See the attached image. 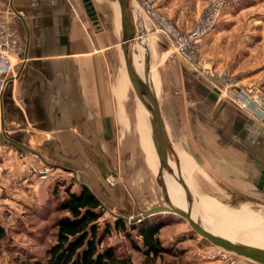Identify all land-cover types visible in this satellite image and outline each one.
<instances>
[{
	"label": "crops",
	"instance_id": "0c3cea01",
	"mask_svg": "<svg viewBox=\"0 0 264 264\" xmlns=\"http://www.w3.org/2000/svg\"><path fill=\"white\" fill-rule=\"evenodd\" d=\"M148 1L132 0L136 67L143 77L146 59L150 83L175 152L179 179L187 183L194 200L199 195L210 203L206 193L216 197L221 193L233 206L238 200L264 206L261 108L241 107L233 99L238 89L224 91L215 80L180 57L171 56V39L157 16L161 13L149 15ZM92 3L98 17L96 24L83 0H12L16 17L11 24L23 39L24 51L16 65L0 68L1 134L8 142L27 147L31 155L32 148L40 161H50L56 169L81 173L85 181L99 182L118 174V180L124 182L132 173L137 174L138 137L132 131L137 119L133 120L131 113L137 112L139 100L121 47L118 0ZM5 5L6 0H0V10ZM168 15L164 13V17ZM207 48L216 69L231 62L227 55L219 54L217 37L205 42L203 50ZM235 72L240 74L239 84H251L248 71L239 68ZM140 105V115L147 124L141 125L138 134L145 142L142 156L148 163L156 161L158 170L151 125ZM18 147V153L26 150ZM22 165L18 158H11L6 167L17 184L29 176ZM184 192V186L176 182V205L179 197L187 203ZM197 201L192 210L207 218L201 211L225 209H207ZM125 202L120 198L118 204L124 208ZM140 206L139 210L156 207L152 200ZM184 209H188V203ZM127 212L136 215L137 205ZM234 264L260 263L236 256Z\"/></svg>",
	"mask_w": 264,
	"mask_h": 264
},
{
	"label": "rangeland",
	"instance_id": "374dc122",
	"mask_svg": "<svg viewBox=\"0 0 264 264\" xmlns=\"http://www.w3.org/2000/svg\"><path fill=\"white\" fill-rule=\"evenodd\" d=\"M221 2L222 6L219 10ZM146 5L155 7V13L156 11L161 13L157 16H160V19L165 18L176 29H178L176 21L180 19L178 23L183 28L182 32H188L199 20H204L213 11L219 10L220 17L216 25L204 37L199 46L198 52L203 66L212 69L214 73H221L218 76L221 78L217 79V85L224 91L231 88L252 87L257 84L264 89V0H150ZM165 12L170 13L167 18L164 17ZM216 37L218 38L219 54L227 55L231 61L220 69H216L213 61L211 64V57L208 56L209 48L203 50L205 42L209 43ZM11 63L17 64L18 61L11 60ZM3 67L9 68L10 66L0 65V68ZM239 68H244L249 72L247 76L252 77L251 84H239L238 75L240 74L235 72ZM137 105V112L132 111L131 113L132 119L134 120L135 117L137 119V127L135 128V121L132 125V131L138 137L137 174H129L130 176L124 182L118 180L120 175H110L116 181L114 185H107V176L101 178L99 182L85 181L79 172L70 171L71 173H69L65 169L59 170L49 165L50 161H40L37 155L32 152V148H29L31 155L27 152V147L14 145L12 142H8L9 139L5 140L0 127V225L6 230L7 236L4 241H0V264H25L22 259L26 257V254L40 257L44 250L54 243L56 233L54 223L58 217L65 215L58 212L56 208L59 201L57 195L54 197L56 187L60 188L59 196L63 198L66 195L67 186H71L72 191L79 192L81 190L79 185H86L101 200L105 209L99 222L103 229L108 222L113 226L118 216L131 218L143 213L146 209L139 210L140 205L145 206L151 200L155 206L166 205L163 197L159 196L153 188L155 176L158 173L155 168V158L153 157L155 162L151 164L144 160V155L142 156L145 142L139 138L138 134L141 132V125L145 124V118L140 115L139 101ZM146 130L147 128H145ZM18 146L24 147L26 150H23V153H18ZM147 156L150 157L149 154ZM151 156L153 155L151 154ZM11 158H18L20 164L26 167L29 174L27 179L20 180L18 184L17 180H14V176H11L10 170L6 168L8 160ZM43 171L47 172L44 174ZM206 195L210 203L202 201L199 195L194 202L201 201L200 203L207 209L225 208L223 211L217 212L218 217L224 221L231 220L238 223L236 219L249 218L251 226L238 223V227L231 228L233 234L241 235L244 241H248V245L257 247L259 242L264 243V225L261 221L263 219L258 217L260 214L264 215L263 205L245 200H235L236 203L233 206L231 202L228 204L224 194L219 193L217 197L209 193ZM120 198L126 199V202L122 204L125 209L118 204ZM135 204L137 205V214H129L127 209ZM245 206L250 208L246 209ZM173 219L176 222L161 231V238L163 237L164 245L173 247L180 252L177 256L165 255L154 262L145 260L140 253L132 249L130 242L114 229L108 237V243L123 245V249L132 255L133 264H206L207 262L224 264L218 260L217 256L210 258L214 252L217 253L216 247L210 246L206 239L200 238L187 221L179 220L178 217H173ZM210 220L213 225V220ZM252 227L256 230L251 229ZM261 246L262 243L259 247L261 248ZM32 261L35 259L33 258ZM230 264H234V261L230 260Z\"/></svg>",
	"mask_w": 264,
	"mask_h": 264
},
{
	"label": "trees",
	"instance_id": "16d2710c",
	"mask_svg": "<svg viewBox=\"0 0 264 264\" xmlns=\"http://www.w3.org/2000/svg\"><path fill=\"white\" fill-rule=\"evenodd\" d=\"M75 192L66 187V195L59 196V187L54 190L58 197L57 211L62 215L54 223L55 241L36 257L26 254L25 264H133V257L119 243H108L112 229L130 242L132 249L145 260L154 262L165 255L177 256L180 252L165 246L161 231L176 222L173 215L156 214L138 222H128L118 216L114 225L99 224L105 213L101 200L84 184ZM6 230L0 225V241L6 239ZM107 242V243H106ZM33 258L35 261H32Z\"/></svg>",
	"mask_w": 264,
	"mask_h": 264
},
{
	"label": "water",
	"instance_id": "95a60500",
	"mask_svg": "<svg viewBox=\"0 0 264 264\" xmlns=\"http://www.w3.org/2000/svg\"><path fill=\"white\" fill-rule=\"evenodd\" d=\"M84 6L91 20L96 24L97 15L92 0H83ZM121 16V26L123 41L121 43L125 65L130 82L137 95L138 100L149 113L151 119V137L159 160L158 173L155 176L154 188L157 193L163 197L166 205L156 206L148 209L136 217L125 218L128 222H138L142 219L156 214H170L178 217L179 220L187 221L191 229L200 237L206 239L210 246L220 247L236 255L248 258L260 264H264V248L236 243L223 236L215 234L204 227L200 219H195L192 215V206L194 197L184 180L179 179L186 191V200L188 209L184 210L175 206L171 200L169 192L165 185V172L173 173L170 150L172 144L162 118L159 101L153 91L150 83L148 67L145 70V77H141L136 69L137 51L136 43V25L133 16L132 0H118ZM134 41V42H133ZM148 64V63H147Z\"/></svg>",
	"mask_w": 264,
	"mask_h": 264
},
{
	"label": "built area",
	"instance_id": "2783aa9c",
	"mask_svg": "<svg viewBox=\"0 0 264 264\" xmlns=\"http://www.w3.org/2000/svg\"><path fill=\"white\" fill-rule=\"evenodd\" d=\"M11 2L12 0H6L5 8L0 10V65L7 64L9 66H13L11 60L19 61L24 51L23 39L18 30L11 24V21L16 17V12L11 6ZM221 6L222 2L219 4V10ZM219 10L213 11L206 19L199 20L188 32H182L165 19H160L163 30L172 40L171 55H176L186 60L195 70L205 74L212 80L215 79L217 83V79L221 78V76L218 77L221 73H214L212 69L205 68L200 60L198 50L204 37L216 25L220 17ZM147 12L151 16L157 15L151 5L147 6ZM12 55L14 56L12 57ZM233 99L235 103L245 109L251 107V105H256L258 108H261L260 110L264 114V89L259 84L247 88L239 87ZM107 182L110 185L116 183L114 177L111 176L107 178ZM216 249L217 253L214 252L210 258L217 256L218 260H221L220 262L224 264H230V260L234 261L230 253L225 252L219 247H216Z\"/></svg>",
	"mask_w": 264,
	"mask_h": 264
},
{
	"label": "bare ground",
	"instance_id": "6f19581e",
	"mask_svg": "<svg viewBox=\"0 0 264 264\" xmlns=\"http://www.w3.org/2000/svg\"><path fill=\"white\" fill-rule=\"evenodd\" d=\"M118 10H119V7L117 6ZM134 42V41H133ZM142 46V45H141ZM135 47V46H134ZM143 47V46H142ZM144 48V47H143ZM147 62H146V59H145V66H144V74H143V78L145 77V70L147 68L146 66ZM137 69V67H136ZM138 72V71H137ZM139 73V72H138ZM140 75V74H139ZM141 76V75H140ZM142 77V76H141ZM144 107V106H143ZM145 109V108H144ZM146 111V114L148 116V119H149V122H150V125H151V119H150V116H149V113L147 112V110L145 109ZM170 157H171V163H172V167H173V171H174V174L173 173H169L168 171L165 172V176H166V179H167V183L165 181V185H166V188L169 192V195L171 197V200L173 202V194H175V186H176V182L179 183V177H178V174H177V161H176V156H175V152L173 150V147L172 149L170 150ZM165 179V178H164ZM185 194V197H186V191L184 192ZM176 199L178 197H175ZM175 200V199H174ZM194 203V202H193ZM173 204L175 206H180L179 208L181 207H184L186 208L187 206V203L184 199L180 198L177 200V205L173 202ZM177 206V207H178ZM252 207V206H251ZM184 208H181V209H184ZM246 209H249L250 207L249 206H245ZM184 210H187V209H184ZM201 213H203L204 215L208 216L210 219L213 220V225L211 224V220L199 213H197L196 211H193L192 210V215L195 219H200V221L202 222V224L204 225L205 228H207L209 231L215 233V234H218L220 236H223L231 241H234L236 243H243V244H247L248 241L247 240H243V238L241 237V235H234L231 228L233 227H238L239 224H245L246 226L250 225V222H249V218H241L240 220L239 219H236V222H232L231 220L230 221H224L223 219L219 218L218 217V214L217 212H208V211H201ZM263 214V213H262ZM257 216V215H256ZM258 217H261L263 220L259 219L262 221L263 225H264V215L261 216V214L258 216ZM228 220V219H227ZM251 226V225H250ZM249 228V227H248ZM254 227H252L251 229H253ZM255 229V228H254ZM256 230V229H255ZM245 237V236H244ZM239 239V240H238ZM260 241H262L261 239H259ZM262 243V246L261 248H264V243L263 242H259V246L261 245ZM257 246V247H259ZM220 248V247H219ZM224 250L225 252L227 253H230V255L232 256V258L235 260L236 259V255L232 252H229L225 249H222ZM239 256V255H238ZM248 259V258H247Z\"/></svg>",
	"mask_w": 264,
	"mask_h": 264
}]
</instances>
